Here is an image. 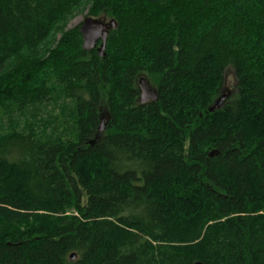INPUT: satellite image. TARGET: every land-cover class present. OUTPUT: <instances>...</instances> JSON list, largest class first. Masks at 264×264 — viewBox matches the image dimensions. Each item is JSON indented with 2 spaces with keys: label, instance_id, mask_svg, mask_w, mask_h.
Instances as JSON below:
<instances>
[{
  "label": "trees",
  "instance_id": "1",
  "mask_svg": "<svg viewBox=\"0 0 264 264\" xmlns=\"http://www.w3.org/2000/svg\"><path fill=\"white\" fill-rule=\"evenodd\" d=\"M196 263L264 264V0H0V264Z\"/></svg>",
  "mask_w": 264,
  "mask_h": 264
},
{
  "label": "water",
  "instance_id": "2",
  "mask_svg": "<svg viewBox=\"0 0 264 264\" xmlns=\"http://www.w3.org/2000/svg\"><path fill=\"white\" fill-rule=\"evenodd\" d=\"M116 27H117V23L114 20L106 22L103 19L88 17L80 25V33L83 37L84 50L89 51L97 48L100 56L104 57L109 32ZM99 42H101V45L97 46ZM139 87L141 91L139 103L141 105H145L150 102H158V96L156 91L150 87L149 83L146 81L145 78H141L139 80ZM229 96L230 95L225 94L223 91L220 97L215 101L213 106L209 108V112L213 113L217 110H220L224 106ZM107 118L109 117L107 116ZM105 126H106L105 118L102 117L101 125L98 129L99 134H102L104 132ZM99 134L97 135V139L99 138ZM76 258H77L76 254L71 256L72 261H75ZM196 264H203V263H196Z\"/></svg>",
  "mask_w": 264,
  "mask_h": 264
},
{
  "label": "rangeland",
  "instance_id": "3",
  "mask_svg": "<svg viewBox=\"0 0 264 264\" xmlns=\"http://www.w3.org/2000/svg\"><path fill=\"white\" fill-rule=\"evenodd\" d=\"M88 17L90 16V10L88 9V7H86L85 5L81 6L74 14L73 18L71 19V21L68 23V25L64 28V30L68 31L71 29H74L78 26H80ZM94 18V17H93ZM98 19H103L106 22H109L111 18H99ZM61 38V33H55L53 34V36L51 37V39L48 41L46 47L48 49H53L55 47V45L57 44L58 40ZM147 80L149 81L150 87H154L155 84L153 82V80L149 78H147ZM224 93L228 94L230 96H233L236 93V77L234 75V71L232 69L227 70L226 75H225V85H224ZM230 96L228 98H230ZM228 100V99H227ZM44 111V110H43ZM47 113L52 114H58L59 118L57 119V121L52 120L51 118L45 117L43 118V123L41 124V128L48 130L49 132L53 129L54 125H56V123H59V119L61 118L60 115H62V113L60 111H54V109L49 106L48 108H46L45 110ZM68 112H65V114H67ZM105 112H103L104 114ZM44 115H46L43 112ZM57 134L59 135V137H63L65 138L66 136H68V132L65 131L63 128H60L57 132Z\"/></svg>",
  "mask_w": 264,
  "mask_h": 264
}]
</instances>
